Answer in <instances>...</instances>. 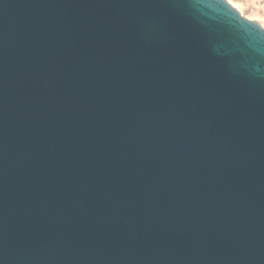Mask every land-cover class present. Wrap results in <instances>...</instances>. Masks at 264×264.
Wrapping results in <instances>:
<instances>
[{
  "label": "water",
  "instance_id": "water-1",
  "mask_svg": "<svg viewBox=\"0 0 264 264\" xmlns=\"http://www.w3.org/2000/svg\"><path fill=\"white\" fill-rule=\"evenodd\" d=\"M0 264H264V29L0 0Z\"/></svg>",
  "mask_w": 264,
  "mask_h": 264
},
{
  "label": "rangeland",
  "instance_id": "rangeland-1",
  "mask_svg": "<svg viewBox=\"0 0 264 264\" xmlns=\"http://www.w3.org/2000/svg\"><path fill=\"white\" fill-rule=\"evenodd\" d=\"M232 1L243 7V8L241 7V9L244 15L251 17L255 14L261 18L260 19L259 17H257L255 22L258 23L259 19H260L259 21L260 23L264 22V0H232Z\"/></svg>",
  "mask_w": 264,
  "mask_h": 264
},
{
  "label": "bare ground",
  "instance_id": "bare-ground-1",
  "mask_svg": "<svg viewBox=\"0 0 264 264\" xmlns=\"http://www.w3.org/2000/svg\"><path fill=\"white\" fill-rule=\"evenodd\" d=\"M226 2H227V0H225ZM229 4V3H228ZM232 8H234L242 17H244V18H246L247 20H250V21H256V18L257 17H259V16H257V15H253V16H251V17H249V16H247V15H244L243 14V12H242V9H241V7L242 6H240V5H238L237 3H234L233 1H232V3L231 4H229ZM243 8V7H242ZM253 14V13H252ZM260 18V17H259ZM261 19V18H260ZM260 19H259V21H260ZM258 21V20H257ZM258 21V23H259V25H260V27L262 28V29H264V22H262V23H260Z\"/></svg>",
  "mask_w": 264,
  "mask_h": 264
},
{
  "label": "snow or ice",
  "instance_id": "snow-or-ice-1",
  "mask_svg": "<svg viewBox=\"0 0 264 264\" xmlns=\"http://www.w3.org/2000/svg\"><path fill=\"white\" fill-rule=\"evenodd\" d=\"M190 3H191V0H182V6L185 4H190ZM227 3L231 4L232 0H227Z\"/></svg>",
  "mask_w": 264,
  "mask_h": 264
}]
</instances>
